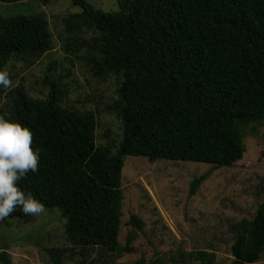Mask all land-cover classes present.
<instances>
[{"label": "trees", "instance_id": "obj_1", "mask_svg": "<svg viewBox=\"0 0 264 264\" xmlns=\"http://www.w3.org/2000/svg\"><path fill=\"white\" fill-rule=\"evenodd\" d=\"M73 4L81 10L63 17L66 30L93 29L99 70L120 79L119 101L110 108L122 124L120 140L96 144L92 114L62 106L52 82L44 99L13 88L0 114L29 127L40 151L38 171L19 186L44 207L60 208L72 243L120 256L134 239L129 233L123 246L118 242L125 156L229 167L243 156L245 127L264 120V0H118L111 11L86 0ZM50 48L44 14L0 15V67L11 57L36 60ZM205 177L191 180L190 195ZM261 190L264 196V183ZM13 218L28 215L17 211L0 224ZM128 224L143 226L135 215ZM232 231L229 264L256 262L264 250V199ZM193 257L212 263L203 251ZM173 261L184 262V254ZM0 264H12L3 248Z\"/></svg>", "mask_w": 264, "mask_h": 264}, {"label": "rangeland", "instance_id": "obj_2", "mask_svg": "<svg viewBox=\"0 0 264 264\" xmlns=\"http://www.w3.org/2000/svg\"><path fill=\"white\" fill-rule=\"evenodd\" d=\"M95 9H117L118 0H86ZM73 0L0 1V15L44 14L51 34V48L36 60L11 57L0 67L9 72L13 87L0 89V109L13 88L22 86L28 97L46 98L49 82L59 91L62 106L92 114L96 144L116 145L122 124L115 110L120 79L99 70L96 32L86 26L67 31L63 17L80 12ZM245 151L229 167L215 168L195 161H149L143 156H125L121 170L123 199L118 242L134 233L132 251L120 256L99 246L82 249L65 233V219L59 207L47 208L28 219H10L0 224V248L12 264H53L48 250L59 255L60 264H200L189 254L212 255L211 264H229L232 226L250 220L264 199V120L245 127ZM114 149V148H113ZM112 149V150H113ZM205 174L195 194L191 180ZM131 215L143 222L136 230L128 224ZM83 253V255L81 254ZM179 253L185 261H173ZM252 264H264V250Z\"/></svg>", "mask_w": 264, "mask_h": 264}, {"label": "clouds", "instance_id": "obj_3", "mask_svg": "<svg viewBox=\"0 0 264 264\" xmlns=\"http://www.w3.org/2000/svg\"><path fill=\"white\" fill-rule=\"evenodd\" d=\"M13 81L9 72L0 70V89L10 90ZM40 151L33 147V134L29 127L0 114V220L19 211L23 215H40L43 203L25 192L19 181L39 168Z\"/></svg>", "mask_w": 264, "mask_h": 264}]
</instances>
